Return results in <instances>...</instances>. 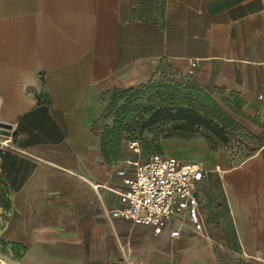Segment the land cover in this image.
<instances>
[{
	"label": "crops",
	"instance_id": "1",
	"mask_svg": "<svg viewBox=\"0 0 264 264\" xmlns=\"http://www.w3.org/2000/svg\"><path fill=\"white\" fill-rule=\"evenodd\" d=\"M163 74L225 94L251 143L185 161L204 232L186 212L158 235L111 216L141 159L99 129L107 97ZM0 177L19 264H264V0H0Z\"/></svg>",
	"mask_w": 264,
	"mask_h": 264
},
{
	"label": "rangeland",
	"instance_id": "2",
	"mask_svg": "<svg viewBox=\"0 0 264 264\" xmlns=\"http://www.w3.org/2000/svg\"><path fill=\"white\" fill-rule=\"evenodd\" d=\"M157 92H147L140 99L138 94L108 98L99 129L113 132L123 121L124 137L137 138L141 161L151 155L143 153L146 146L159 147L165 155L182 162L200 161L207 153L206 145L211 152L227 155L232 163L249 155L250 140L228 113L226 101L221 100L228 98L225 94L211 100L216 108L202 100H157ZM9 203L8 188L0 177V221L6 219ZM23 257L24 250L0 240V264H19Z\"/></svg>",
	"mask_w": 264,
	"mask_h": 264
},
{
	"label": "built area",
	"instance_id": "3",
	"mask_svg": "<svg viewBox=\"0 0 264 264\" xmlns=\"http://www.w3.org/2000/svg\"><path fill=\"white\" fill-rule=\"evenodd\" d=\"M1 145L8 147L10 140L3 141ZM130 146L137 152L140 150L138 143H130ZM128 163L134 171L131 176H127L125 171L118 173L126 189L119 193L123 206L111 212L113 218L151 227L158 235L174 217L186 212L195 231H205L195 195L196 183L204 175L199 164L185 163L165 154H154L146 161ZM179 234V231H173L170 236L174 238ZM124 251L128 253L126 249ZM107 264L133 263L127 255L122 261Z\"/></svg>",
	"mask_w": 264,
	"mask_h": 264
},
{
	"label": "trees",
	"instance_id": "4",
	"mask_svg": "<svg viewBox=\"0 0 264 264\" xmlns=\"http://www.w3.org/2000/svg\"><path fill=\"white\" fill-rule=\"evenodd\" d=\"M161 80L164 81V84H156V81ZM142 89H145V91L142 92ZM156 90H158L156 94L157 100H202L203 102L209 105H214L216 108H218V105L211 101L215 99L206 91L200 89L197 85L187 81L175 80L164 74L155 78L152 82L145 86H140L135 89L115 91L113 94L107 97V100L108 98L110 99V97L114 95L117 96L119 94H121L124 98L129 97L131 94H138L137 99H140L142 96H145L147 92H153ZM185 126L186 124L184 125V127ZM123 130L124 124L122 121L117 124V127L113 132L109 133L108 131L106 135H111L114 143H119L123 139L126 140L128 143H138L137 138L135 136H132L128 139L124 137ZM143 153L151 154L150 157L154 154H164L161 148L153 146H146L145 148H143Z\"/></svg>",
	"mask_w": 264,
	"mask_h": 264
}]
</instances>
